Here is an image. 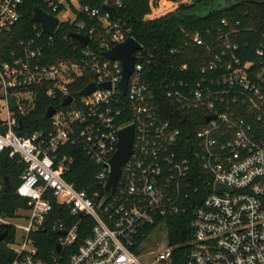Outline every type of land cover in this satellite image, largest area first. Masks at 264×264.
Wrapping results in <instances>:
<instances>
[{
    "label": "built area",
    "instance_id": "obj_1",
    "mask_svg": "<svg viewBox=\"0 0 264 264\" xmlns=\"http://www.w3.org/2000/svg\"><path fill=\"white\" fill-rule=\"evenodd\" d=\"M26 1L0 0V32L19 21ZM39 1L59 19L55 33L62 22H69L89 40L83 44L75 38L83 45L81 60L47 64L43 47L33 39L22 42L11 60H0V112H6L0 117L7 127L0 131V152L18 155L26 165L17 193L27 204L13 216L0 214V231L8 226L15 230L11 264H175L180 244L145 246L159 228L167 230L169 218L194 205L185 264H264V42L256 50L258 61L242 62L235 53L222 51L202 68L203 73L216 71L214 76L166 85L167 95L182 107L204 109L205 120L216 114L197 131L188 155L178 148L180 130L154 107L155 93L144 76L151 60H146L142 44L134 51L126 92L119 89L122 62L105 53L136 38L111 19L113 11L81 3L75 7L73 0ZM160 1L154 6L151 0L152 12L146 17ZM119 2L106 0L105 5ZM220 38L232 46L227 35ZM193 40L205 43L198 34ZM82 77L97 87L74 96L71 87ZM103 82L110 87L101 86ZM45 85L49 96L62 101L72 96V101L62 102L63 108L50 117L55 130L18 134L14 126L35 108L38 88ZM129 126L134 128L133 150L121 166L115 189L107 191L120 131ZM63 145L82 147L100 165L99 188L89 193L65 178L72 158L59 156ZM199 193L203 198L198 203ZM53 199L69 208L75 220L68 227L54 226L61 255L45 260L31 235L44 226Z\"/></svg>",
    "mask_w": 264,
    "mask_h": 264
},
{
    "label": "trees",
    "instance_id": "obj_2",
    "mask_svg": "<svg viewBox=\"0 0 264 264\" xmlns=\"http://www.w3.org/2000/svg\"><path fill=\"white\" fill-rule=\"evenodd\" d=\"M79 1L82 5L104 11L106 0ZM157 1L155 0L154 6ZM150 3L151 0H120L119 3H113L111 19L119 22L142 44L146 60H151L145 65L144 76L155 93L154 107L164 119L180 130L178 148L190 155L197 140L196 133L205 125L206 112L202 108L182 107L167 95L166 85L173 80L191 83L206 75L214 76L216 71L203 73L202 68L208 65L216 53L222 51H226V54L235 53L242 62L258 61L256 50L264 42V0H191L180 2L177 8L159 12L155 18L148 20L146 16L152 12ZM36 6L48 10L42 1L27 0L19 21L0 32V60H11L12 52L20 51L22 42L31 39L34 40L33 44L43 47L47 64L66 59L81 60L79 50L83 45L72 37L76 30L75 25L62 22L50 38L48 34L41 33L40 25L34 19ZM87 18L89 22H97L94 17ZM223 19L228 21L227 25L222 23ZM196 34L204 38V44L193 40ZM226 35L232 44L230 48L223 44L224 38H220ZM208 45H211L210 51L207 50ZM184 64H187L186 68H183ZM89 82L87 77L79 78L71 87V93L78 96ZM38 91L35 108L22 116L21 126H14V130L20 135L55 130L53 118L47 117L46 112L50 106L62 109V98L49 96L46 85L39 87ZM6 129L4 120L0 117V131L4 132ZM66 154L72 158V163L70 169L65 172V178L78 189L89 193L92 188H99L96 174L100 165L78 145L61 146L59 156ZM25 170L26 165L18 155L10 156L9 151L0 152L1 215L13 216L20 207L27 204L26 199L17 193V186ZM6 177L9 179V185ZM202 198L203 193H199L197 202ZM52 203L53 209L44 226L31 235L39 255L45 260H52L54 256L61 255L57 252L59 234L54 226L64 223L68 227L75 220L69 208L56 199H53ZM194 206L167 220L170 243L180 244L175 264H185L188 252L186 243L193 235L191 220ZM4 231H7V235L0 240V264H11L16 256L10 246L14 241L15 230L8 226ZM2 232L1 230L0 233Z\"/></svg>",
    "mask_w": 264,
    "mask_h": 264
},
{
    "label": "water",
    "instance_id": "obj_3",
    "mask_svg": "<svg viewBox=\"0 0 264 264\" xmlns=\"http://www.w3.org/2000/svg\"><path fill=\"white\" fill-rule=\"evenodd\" d=\"M105 9L109 12L113 11V7L109 5H105ZM34 19L41 24V27L44 32L47 34H54L56 28L59 25V19L47 13L40 6H36L34 9ZM72 36L74 38H78L83 44H86L89 40L87 35H83L81 33L73 32ZM141 47L140 42L132 37L128 38L126 41L122 43H118L111 50L107 51L105 55L111 59H119L122 62L123 66V78L119 83V89L125 93L127 89V84L130 75L134 69L135 63V55L134 51ZM101 86L110 87V84L107 82H103ZM95 83H90L86 87H84L81 91V95H88L96 89ZM73 97L68 96L64 99L63 105H67L72 101ZM11 104L13 107H16V100L14 98L11 99ZM56 113V108L54 106H50L47 109L46 116L52 117ZM216 114L209 116L206 121H210L214 119ZM22 125V120L20 121V126ZM133 136H134V128L133 126H129L120 131V140L118 142V150L114 154L111 159L112 173L106 185V190L110 191V189L114 190L117 180L121 173V166L130 156L133 150ZM6 182L9 185V179L6 177ZM60 233H65V230H62ZM7 235V231H3L0 233V240L4 239ZM61 249V245L57 244V250Z\"/></svg>",
    "mask_w": 264,
    "mask_h": 264
},
{
    "label": "rangeland",
    "instance_id": "obj_4",
    "mask_svg": "<svg viewBox=\"0 0 264 264\" xmlns=\"http://www.w3.org/2000/svg\"><path fill=\"white\" fill-rule=\"evenodd\" d=\"M183 1L184 2H190L191 0H183ZM162 4H163V7H162ZM73 5L75 7H79L80 2H78L77 0H73ZM178 6H179V4H177V2H174L173 0H161L159 7L154 10V15L158 14V12H164L166 10H171V9L177 8ZM161 7L163 8L162 10H161ZM155 17L154 16H148V17H146V19L149 20V19H152ZM0 115L2 117H6V112L1 111ZM21 222H25V220H21ZM168 241H169V239H168L167 230L165 227H161L155 232V234H153L152 236L149 237L145 248L149 249V245L150 246H157V244H165ZM147 258L148 259H154V255L148 254Z\"/></svg>",
    "mask_w": 264,
    "mask_h": 264
},
{
    "label": "bare ground",
    "instance_id": "obj_5",
    "mask_svg": "<svg viewBox=\"0 0 264 264\" xmlns=\"http://www.w3.org/2000/svg\"><path fill=\"white\" fill-rule=\"evenodd\" d=\"M158 7H159V6H158ZM158 7H157V8H158ZM155 9H156V8H155ZM155 9H154V10H155ZM154 10H153V14H152V16H154V17H155L157 14H155V15H154ZM158 13H159V12H158Z\"/></svg>",
    "mask_w": 264,
    "mask_h": 264
}]
</instances>
